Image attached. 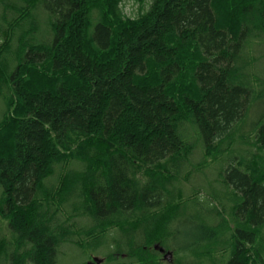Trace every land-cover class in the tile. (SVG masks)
<instances>
[{
	"label": "trees",
	"instance_id": "16d2710c",
	"mask_svg": "<svg viewBox=\"0 0 264 264\" xmlns=\"http://www.w3.org/2000/svg\"><path fill=\"white\" fill-rule=\"evenodd\" d=\"M148 1L114 30L96 0H0V264H59L61 248L82 246L77 233L98 235L91 252L158 264L161 248H181L174 227L189 204L205 207L203 236L183 249L204 244L198 264H264V112L252 119L264 104V0H238L234 20L223 0ZM190 129L210 155L254 135L256 163L219 162L229 193L218 206L184 201ZM137 164L151 169L143 179Z\"/></svg>",
	"mask_w": 264,
	"mask_h": 264
},
{
	"label": "rangeland",
	"instance_id": "374dc122",
	"mask_svg": "<svg viewBox=\"0 0 264 264\" xmlns=\"http://www.w3.org/2000/svg\"><path fill=\"white\" fill-rule=\"evenodd\" d=\"M98 4L104 7L106 11V17H108V21L112 25V27L117 29V27L121 24L122 19H131L136 20L139 16L144 13L149 8L148 0H96ZM238 0H223L222 5L227 8L231 19L234 17V10L236 9ZM39 27L41 29V33L39 37H46L48 30V23L45 18H38ZM3 23V22H2ZM4 24V23H3ZM3 43V39L0 36V45ZM171 43V42H169ZM175 46H178V50L180 53V58L184 60V62L191 63L193 60V56L191 52L183 49L177 43H172ZM189 68V64L186 65ZM36 74L42 75L44 77H48V73L46 70L38 69L35 71ZM29 74H27L28 76ZM190 83V77L188 70L186 74L181 79V81L174 87L173 94L178 95L179 89L181 90L184 86H187ZM5 99L3 96H0V119L3 116L5 111ZM264 112V104L259 105L258 108L252 114V119H256L259 113ZM13 117V114L10 115ZM8 129H4L0 132V136L7 132ZM190 135L187 138V142L194 146V149L188 150L189 157L192 159L191 161V170L182 178L183 186H184V201H189L191 199L194 200H202L205 203H209L208 201H212L213 197H217V195L224 196V191L226 194L229 193L225 187H221L218 183L220 180V175L222 173V165L219 163L220 161L224 163L227 160L230 154H238L239 156L244 157L246 162L256 163L259 159H253L254 156L260 155L257 147L254 145L253 136H241L237 134L234 138V144L231 145L233 152H226L222 155H216L213 153L207 154L206 150H204L196 140V135L192 133L191 129ZM3 140V139H2ZM230 147V148H231ZM258 158V157H257ZM237 162V161H236ZM136 172L139 178L143 179L144 176L151 171L150 168L143 166L141 164H137ZM220 190V192H219ZM217 192V193H216ZM216 193V194H214ZM216 203V206L220 205L217 200L213 199ZM218 204V205H217ZM177 207H180V202H178ZM211 205V204H210ZM176 208V207H175ZM231 206H227V210H230ZM205 207H196L192 205H188L184 208L183 220L175 225L176 230V239L174 242L179 248L177 251H173L169 249L168 251H172L171 261L162 256L156 258V263L158 264H183L184 263H193L198 264L199 261L206 262L208 257H206L203 253L206 249H204L205 245L203 244L201 247H197L194 250H183L186 249L187 246L191 245L193 242L199 240L204 232H203V222H202V213H204ZM205 214V213H204ZM230 220V217H228ZM83 225V223H81ZM5 221L0 218V241L2 239H8L7 232L5 230ZM116 229H112L107 232V237L111 238L112 236H116ZM98 235L84 238L81 237L78 233L76 234L74 240L79 244H82L80 248L77 246H64L61 248L60 254L58 257L59 264H136V260H129L127 255L119 256L116 258L109 257L110 251L106 246L98 249V252H91L86 248V245L89 242L93 241V239L97 238ZM140 239H138L139 241ZM158 245V244H157ZM205 256V257H204ZM226 253H215L213 254L214 259L218 261H222ZM97 260V262L95 261Z\"/></svg>",
	"mask_w": 264,
	"mask_h": 264
},
{
	"label": "water",
	"instance_id": "95a60500",
	"mask_svg": "<svg viewBox=\"0 0 264 264\" xmlns=\"http://www.w3.org/2000/svg\"><path fill=\"white\" fill-rule=\"evenodd\" d=\"M156 249H159V246H156ZM160 253L165 255L164 257L168 260V262L171 261V257H172L171 252H165V250L163 248H161ZM95 261L97 262V260H95Z\"/></svg>",
	"mask_w": 264,
	"mask_h": 264
}]
</instances>
